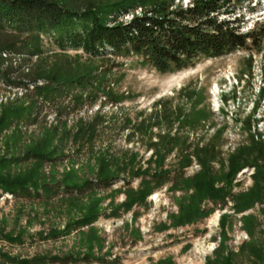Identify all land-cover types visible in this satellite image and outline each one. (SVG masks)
<instances>
[{"label": "rangeland", "instance_id": "1", "mask_svg": "<svg viewBox=\"0 0 264 264\" xmlns=\"http://www.w3.org/2000/svg\"><path fill=\"white\" fill-rule=\"evenodd\" d=\"M222 3L226 21L245 6ZM254 32L166 73L49 38L39 55L3 53L0 264H264V162L249 149L264 142V89L248 57L264 52V23Z\"/></svg>", "mask_w": 264, "mask_h": 264}, {"label": "trees", "instance_id": "2", "mask_svg": "<svg viewBox=\"0 0 264 264\" xmlns=\"http://www.w3.org/2000/svg\"><path fill=\"white\" fill-rule=\"evenodd\" d=\"M222 1L192 0L186 8L172 9L173 1L162 0L106 5L92 0H0V56L42 54L43 39L49 38L61 52L82 50L91 58L140 56L160 72L179 71L201 56L222 57L246 47L251 38L257 42L255 32L241 35L229 21L219 20ZM139 7L140 14L120 20ZM10 69L0 66V78L6 79ZM69 80L83 83L81 76ZM249 149L264 162V142H252ZM256 167L264 182V166L257 163ZM106 181L111 179L100 180L91 189L109 187ZM1 182L6 191L21 193L19 182Z\"/></svg>", "mask_w": 264, "mask_h": 264}, {"label": "built area", "instance_id": "3", "mask_svg": "<svg viewBox=\"0 0 264 264\" xmlns=\"http://www.w3.org/2000/svg\"><path fill=\"white\" fill-rule=\"evenodd\" d=\"M191 1L192 0H189V3H191ZM242 9L243 10L237 15L235 13L231 21L235 23L237 33L247 35L254 32L260 23H264V0H245V6ZM242 16L244 17L243 21L239 22ZM222 19L221 17L220 21H222ZM228 21L231 23L230 18ZM231 26L233 27L232 23ZM248 57H252L253 59L254 72L257 75H261L260 85L257 91L260 93L264 89V52L249 54ZM254 128L255 126L253 129Z\"/></svg>", "mask_w": 264, "mask_h": 264}, {"label": "bare ground", "instance_id": "4", "mask_svg": "<svg viewBox=\"0 0 264 264\" xmlns=\"http://www.w3.org/2000/svg\"><path fill=\"white\" fill-rule=\"evenodd\" d=\"M217 218H218V216H216L213 220H214V223L217 221ZM213 223V222H212Z\"/></svg>", "mask_w": 264, "mask_h": 264}]
</instances>
